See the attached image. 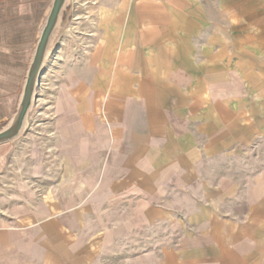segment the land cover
Returning <instances> with one entry per match:
<instances>
[{"label":"crops","instance_id":"obj_1","mask_svg":"<svg viewBox=\"0 0 264 264\" xmlns=\"http://www.w3.org/2000/svg\"><path fill=\"white\" fill-rule=\"evenodd\" d=\"M52 2L0 0V124ZM81 7L31 165L62 194L6 210L0 264H264V0Z\"/></svg>","mask_w":264,"mask_h":264},{"label":"rangeland","instance_id":"obj_2","mask_svg":"<svg viewBox=\"0 0 264 264\" xmlns=\"http://www.w3.org/2000/svg\"><path fill=\"white\" fill-rule=\"evenodd\" d=\"M79 1L80 0H67L65 6L66 10L64 9L62 13L61 20L52 36L48 48V57L45 62L42 84L36 91L38 98L30 111L24 129L18 137L0 146V172H5V176L0 180L1 223L6 218V210L11 208L15 203L28 206L41 204V209H44L46 207L45 200H48L49 197H59V195L62 194L61 187L54 185L56 187L52 189L53 186L47 187V185L42 183L41 179H43V177H41V174H46L45 170H34L31 165L36 162H45L50 157L49 160H53L52 155L48 154V144L45 140L48 136L47 125H49L45 121L48 117L47 113L49 112L47 104L54 98L53 96L56 92L57 83H61L64 77H66V73H63V71L69 70L68 66L65 65L66 67H64L67 58L73 55H76L78 58L80 53V50H78L80 44L77 41V36H79L80 33L78 25L80 23L79 19L83 18L85 11L81 7L84 0L81 2ZM85 1L93 3V1L97 0ZM92 46L93 44H89L86 52L84 49L82 53L86 55L88 50H90L89 48H92ZM83 47L86 46H82V48ZM11 122L12 121L1 123L0 130L5 127L7 128ZM55 172L60 173L61 171ZM36 175L39 176L37 177ZM48 191H50V193H48ZM47 194H49V196H45ZM31 196H33L34 199L37 197L38 202L29 201ZM59 199V203H62V198ZM56 201L57 200L51 202ZM110 260L111 259L106 263L111 264Z\"/></svg>","mask_w":264,"mask_h":264},{"label":"water","instance_id":"obj_3","mask_svg":"<svg viewBox=\"0 0 264 264\" xmlns=\"http://www.w3.org/2000/svg\"><path fill=\"white\" fill-rule=\"evenodd\" d=\"M66 3L67 0H53L50 13L41 32L34 57L28 70L22 100L11 124L0 132V146L18 137L24 129L30 111L38 98L36 91L42 84L48 48L52 36L61 20Z\"/></svg>","mask_w":264,"mask_h":264},{"label":"built area","instance_id":"obj_4","mask_svg":"<svg viewBox=\"0 0 264 264\" xmlns=\"http://www.w3.org/2000/svg\"><path fill=\"white\" fill-rule=\"evenodd\" d=\"M132 1H135V0H132Z\"/></svg>","mask_w":264,"mask_h":264},{"label":"bare ground","instance_id":"obj_5","mask_svg":"<svg viewBox=\"0 0 264 264\" xmlns=\"http://www.w3.org/2000/svg\"><path fill=\"white\" fill-rule=\"evenodd\" d=\"M47 57H48V55H47Z\"/></svg>","mask_w":264,"mask_h":264}]
</instances>
